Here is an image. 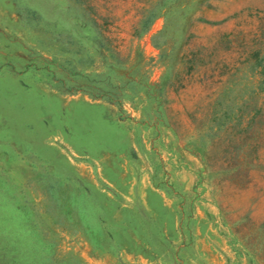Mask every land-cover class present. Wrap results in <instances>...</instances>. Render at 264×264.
I'll list each match as a JSON object with an SVG mask.
<instances>
[{
    "label": "rangeland",
    "instance_id": "374dc122",
    "mask_svg": "<svg viewBox=\"0 0 264 264\" xmlns=\"http://www.w3.org/2000/svg\"><path fill=\"white\" fill-rule=\"evenodd\" d=\"M0 264H264V0H0Z\"/></svg>",
    "mask_w": 264,
    "mask_h": 264
}]
</instances>
